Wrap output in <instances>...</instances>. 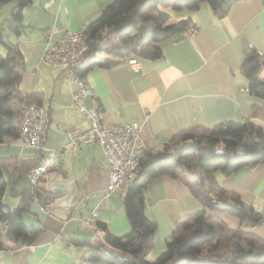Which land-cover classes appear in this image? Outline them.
<instances>
[{"label":"crops","instance_id":"0c3cea01","mask_svg":"<svg viewBox=\"0 0 264 264\" xmlns=\"http://www.w3.org/2000/svg\"><path fill=\"white\" fill-rule=\"evenodd\" d=\"M4 4L0 21L9 20L16 4ZM111 0H32L22 10L24 28L19 35L6 32L18 44L24 60L20 89L25 94L40 92L48 122L43 149L21 147L18 140L0 146H15L25 160L38 161L47 150L55 155L47 166L57 189L47 204L24 176L16 193H4V202L17 207L22 199L24 222L40 228L32 244L0 246V264H77L86 240L100 235L98 222L121 236L130 228L122 197L107 194L110 165L99 144L69 146V131L85 129L89 121L77 110L64 67L41 60V54L62 34L85 28ZM172 12V11H171ZM171 16L189 19L196 31L161 42L156 59L137 57L140 67L130 68L127 57L116 64L96 65L83 76L92 95L86 107L100 106L108 124L137 122L148 151H157L181 130L212 127L225 120L249 119L264 131L263 100L248 91L244 70L256 57L264 56V0H240L223 17L214 15L208 4L180 10ZM62 152V157L58 155ZM220 185L236 192L257 211L264 210V163L228 177L216 173ZM47 177L38 182L45 188ZM60 189L61 192L58 191ZM9 196L5 198V195ZM146 214L156 222L155 244L147 259L163 251L164 241L175 220L202 208L183 178L167 175L152 180L146 188ZM95 216H90L91 210ZM237 228L239 220L223 215ZM4 222H0V229ZM264 238L260 226L245 229Z\"/></svg>","mask_w":264,"mask_h":264},{"label":"trees","instance_id":"16d2710c","mask_svg":"<svg viewBox=\"0 0 264 264\" xmlns=\"http://www.w3.org/2000/svg\"><path fill=\"white\" fill-rule=\"evenodd\" d=\"M9 1L0 0V9ZM238 1L111 0L84 29L83 61L76 76L130 56L158 58L162 41L182 37L193 26L189 19L172 21L171 11H192L206 3L214 15L223 17ZM15 2L11 18L0 21V144L18 140L21 110L42 101L40 92L25 94L20 89L23 54L6 32H22V10L32 0ZM251 62L244 70L248 91L264 103V56H254ZM40 157L36 162L16 154L0 156V222H4L0 246L32 244L40 232L22 219L26 201L22 199L15 208L4 202V193L15 194L17 183ZM260 163H264V131L249 119L179 131L162 148L147 151L138 159L136 176L122 197L128 232L116 236L105 223L98 222L100 235L84 242L85 251L77 264H264V238L245 230L258 226L262 213L236 192L223 188L216 177V173L228 177ZM164 175L183 178L202 208L178 217L163 251L148 260L155 244L156 222L145 212L146 188ZM41 178L33 185L47 204L53 194L38 185ZM224 214L236 217L240 225L231 228Z\"/></svg>","mask_w":264,"mask_h":264},{"label":"built area","instance_id":"2783aa9c","mask_svg":"<svg viewBox=\"0 0 264 264\" xmlns=\"http://www.w3.org/2000/svg\"><path fill=\"white\" fill-rule=\"evenodd\" d=\"M84 29L65 31L59 40L41 54V60L51 65H61L70 82L71 98L74 106L89 121L85 129L73 128L69 131V146L76 147L83 144L97 143L100 145L105 158L110 165L107 194L116 193L124 196L131 180L136 176L138 159L147 151L137 122H124L108 124L102 119L100 106L86 107L84 99L92 95L84 77L76 76L84 52ZM196 31L190 27L186 34L193 35ZM130 68L137 71L140 61L136 56L127 57ZM48 116L46 110L40 105H29L21 110L19 122L18 144L21 147L43 149L46 136ZM46 155H41L39 163L26 174L31 184H35L42 176H46L45 189L54 192L57 185L53 175L47 172L50 159L55 155V150H47ZM58 155L62 157V152ZM258 226L264 232V210ZM97 211L91 210L90 216H95Z\"/></svg>","mask_w":264,"mask_h":264},{"label":"rangeland","instance_id":"374dc122","mask_svg":"<svg viewBox=\"0 0 264 264\" xmlns=\"http://www.w3.org/2000/svg\"><path fill=\"white\" fill-rule=\"evenodd\" d=\"M11 3H13L14 4V1H9V3L8 4H11ZM174 12H176V11H172L171 13L172 14H174ZM1 14V13H0ZM176 19L174 18V16L172 17V21H175ZM18 151H19V149L18 148H16L15 146H8V145H6V146H0V155H8V154H10V153H13V152H17L18 153ZM9 195L8 194H6L5 195V198H7Z\"/></svg>","mask_w":264,"mask_h":264},{"label":"water","instance_id":"95a60500","mask_svg":"<svg viewBox=\"0 0 264 264\" xmlns=\"http://www.w3.org/2000/svg\"><path fill=\"white\" fill-rule=\"evenodd\" d=\"M58 191L61 192L60 189H58ZM37 193H38V192H37Z\"/></svg>","mask_w":264,"mask_h":264}]
</instances>
